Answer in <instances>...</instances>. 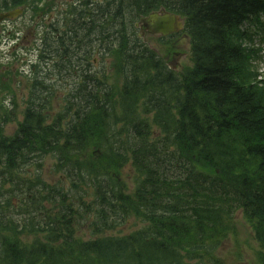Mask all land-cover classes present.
<instances>
[{"label":"trees","instance_id":"16d2710c","mask_svg":"<svg viewBox=\"0 0 264 264\" xmlns=\"http://www.w3.org/2000/svg\"><path fill=\"white\" fill-rule=\"evenodd\" d=\"M0 2L3 11L27 0ZM106 7L119 30L116 50L103 55L118 60L120 87L88 66L69 106L47 123L51 93L34 79L18 129L4 136L0 124V264H203L237 212L264 251V79L244 29L262 26L264 0H111ZM158 9L185 18L192 66L179 77L153 52L129 47L123 20ZM77 39L65 51L90 62L89 54L77 57ZM48 157L66 188L38 176ZM126 164L135 173L131 194L107 174ZM129 218L140 229L95 238ZM79 225L94 238H77Z\"/></svg>","mask_w":264,"mask_h":264},{"label":"rangeland","instance_id":"374dc122","mask_svg":"<svg viewBox=\"0 0 264 264\" xmlns=\"http://www.w3.org/2000/svg\"><path fill=\"white\" fill-rule=\"evenodd\" d=\"M30 1L31 0H27L26 4H29ZM78 1L83 0H43L41 4L33 5V8L36 12H27V15L25 16L23 21L14 20L0 26V124H2V135L8 137L11 136L22 120V111L24 109V103L27 96L26 89L29 85V67L27 65V59L33 57L35 53L33 50L35 49V43L33 45L34 36L35 39L39 40L44 31L43 25H46L47 20L53 19L55 15L58 18L61 16L63 17V13L70 10L71 7L78 3ZM88 1L98 3L104 0ZM47 9H49L50 11H47L46 15H44ZM30 17H33V22L30 24H26V21L29 20ZM39 19L40 23L43 24H40V27L36 25ZM8 32H10L9 35H7ZM18 32L23 35L27 34L29 36H27L26 41L23 42V46L25 48L28 47L29 49L34 46L31 48L32 52L27 51V53L25 54V48L22 51H11L9 49L13 45L11 43V40L14 39L15 35H17ZM142 40L143 42L147 43L150 48L158 50L161 54H168L167 62L171 59L172 51L183 52L184 56L179 60L178 70L182 71L181 68L185 69L186 67L191 66L189 55V41L179 39L178 36L175 37V48L174 46H169L173 47V50H170L168 53L167 48H164L165 45H161L157 37L145 36L142 37ZM254 43L256 45H259V47L264 50V41H261V36L259 35V33L255 35ZM12 53L14 56L12 55ZM15 57L17 58L14 59ZM6 61L8 62L6 63ZM22 69H24V74H10V70L22 71ZM259 70L260 73L264 75V59L262 60V57L259 59ZM6 72H8V75ZM7 76L8 79H12L14 77L12 80L16 81L18 87H16V84L7 83ZM112 79L116 82V80L118 79L117 75H115ZM54 91L55 95L50 101L51 114H55L58 112V110H61L64 103L62 95L65 93V91L62 89H54ZM12 94L15 95L17 103L15 113H12L10 111L11 106H8L7 103V99H9L7 95L11 96ZM6 117L7 120H4L6 119ZM95 150L90 149L88 151V154H90L91 156H98L99 154L95 153ZM52 164L53 161L50 159V157L45 158L39 170L38 176L41 178V180L49 184L62 183L60 181L61 176L52 171ZM28 171L32 173L33 169L30 168L28 169ZM114 176L116 178H119L120 182L128 191H133L134 174L129 167H126L122 170H115ZM140 226L141 224L138 223L136 219L130 218L129 220H127L124 226L117 228L114 232H105L103 236L125 235L131 231L138 230ZM225 227L226 229L224 228L225 230L219 234V248L212 255V259L214 261H217L218 264H264V253L260 250L253 239L251 229L252 227L241 217L239 213L235 214L231 220L226 221ZM76 232H78L77 238L80 237V240L93 238L84 225H79V227H76ZM22 240L25 243H29L31 241V237L23 236Z\"/></svg>","mask_w":264,"mask_h":264},{"label":"water","instance_id":"95a60500","mask_svg":"<svg viewBox=\"0 0 264 264\" xmlns=\"http://www.w3.org/2000/svg\"><path fill=\"white\" fill-rule=\"evenodd\" d=\"M20 13L19 10L0 14V22L4 19H12ZM141 23L151 34L167 35L176 29L175 17L169 14H151L147 19H142Z\"/></svg>","mask_w":264,"mask_h":264},{"label":"bare ground","instance_id":"6f19581e","mask_svg":"<svg viewBox=\"0 0 264 264\" xmlns=\"http://www.w3.org/2000/svg\"><path fill=\"white\" fill-rule=\"evenodd\" d=\"M115 25L117 26L118 24H117V23H115ZM80 48H82V49H83V48H85V46H83V45H82ZM99 151H100V150H99ZM100 152H101V151H100Z\"/></svg>","mask_w":264,"mask_h":264}]
</instances>
